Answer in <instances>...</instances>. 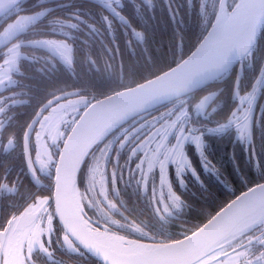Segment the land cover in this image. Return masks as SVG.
Wrapping results in <instances>:
<instances>
[{
	"label": "flooded vegetation",
	"instance_id": "obj_1",
	"mask_svg": "<svg viewBox=\"0 0 264 264\" xmlns=\"http://www.w3.org/2000/svg\"><path fill=\"white\" fill-rule=\"evenodd\" d=\"M44 1L38 0L34 3L32 0H24L19 6L0 18V58H3L0 59V108L5 109L3 113H0V122H3L4 129L0 131V185H5L0 187V197L9 199L4 206V211L11 214L9 219L24 213L25 209L34 202L38 203L40 200H44L45 204L39 216L46 223L48 216H54L53 175L63 141L88 105L137 85L133 83L135 75L131 65L133 63L136 65V62L140 61V55L132 47L120 50L114 38L115 33L112 31L86 30V27H95L99 19L105 22L109 19L122 21L118 8L123 0H119V3L117 0H60L42 3ZM230 1L232 0H228L227 7L230 5ZM71 2L92 3L104 10L107 15L84 16L69 12L68 7L64 4ZM131 2L134 1L131 0ZM207 2H217L219 5V0H205L204 2L201 0L202 4ZM55 3L57 6L53 5ZM99 4L105 5V8ZM41 9L46 10L45 15L28 23L20 21L22 16L32 15ZM122 22L126 23L127 19L124 18ZM71 24H76L77 27L72 28ZM41 39L67 41L73 50V64L67 65L52 50L33 43V41ZM137 39L139 40V38ZM6 42L8 43L3 45ZM142 53L146 54V50L143 49ZM13 57L16 58V66L9 78L5 79L4 70L7 65L4 61H10ZM144 60L148 62L147 57ZM142 67L144 69L145 66ZM199 94L200 96L193 106L194 112L191 119L186 120L184 116L176 117L172 111L158 113L157 124L163 131H166L170 121H174L167 135L165 134L167 144L175 146L177 141L180 142L182 132L178 130L182 126L189 136L184 138L179 148L178 157H184L191 171H195L194 158L189 159L188 157L189 150H193L191 146H186L187 138L190 137V141L195 146L194 153L199 159L200 167L206 168L208 163L201 157L203 145L206 144L207 137L217 136L220 148L229 158L226 171L232 166L230 164L232 161L234 166L229 173L233 172L235 166L236 168L240 167L238 174L229 179L241 183V187L244 186V182L259 181L261 178L264 182V33L259 37L251 52L235 68L218 81L202 88ZM211 94H215V97L202 114V109H198L196 105L203 97ZM249 94L252 95L251 105L248 104L247 99H241L242 96ZM50 100L53 103L49 110L43 114L47 119H43L42 124L36 125V130L32 133V138L29 141L30 156L28 159L25 156L22 129L39 107H48ZM233 112L239 115L236 120L229 123L222 132L214 131L219 125L227 123ZM151 119L152 116L139 124L117 130L115 133L119 131L118 134L115 137L111 135L98 144L81 166L76 185L80 193L82 208L87 216L88 226L103 229L106 226L102 223L110 221L108 215L111 216L116 212L114 199L117 197V166L115 167V162L118 148L122 150L126 147L129 156L134 154L135 147H127L128 141L139 128L150 126L151 123L148 121ZM189 123H191V127H187ZM244 123H248L249 129L248 134L242 137L236 124L243 125ZM137 126L139 128L135 129ZM51 127L57 129L59 137L51 145V152L54 151V155L50 154L51 161H49L40 156L38 142L40 138L44 137L42 133L49 132ZM190 129H195L196 132H188ZM13 135L16 136V140L10 146L8 140ZM196 135L201 136L199 146L193 138ZM109 142H111L110 147L107 145L104 149ZM100 153L104 155L109 153V156L105 157L107 169L103 173V178L106 184V203L112 207L109 208L104 203L106 208L102 211L104 218L97 215L98 217L95 219L93 215L97 213L96 210L89 209L83 201L82 178H85L94 157ZM53 156H55L54 159ZM238 157H242V159L245 157L246 162L241 160L238 163ZM251 160L252 163L248 162ZM163 162L162 167L166 172L169 186L173 187L174 193L180 197L179 207L168 201L170 210L165 214L158 213L154 211L153 194L143 192L153 204V206H149L150 210L147 207L148 213L158 216L161 220L170 218L169 223L177 226L178 224L171 220H178L177 216L182 213V195L196 198L202 196L204 192L176 190V185L180 186L182 174L188 172V169H181L178 158ZM79 182L81 189H79ZM9 185L10 187H8ZM160 193L157 192V195ZM163 194L167 198V191H163ZM177 234L180 235V233ZM130 240L149 242L148 239L138 236Z\"/></svg>",
	"mask_w": 264,
	"mask_h": 264
},
{
	"label": "trees",
	"instance_id": "obj_2",
	"mask_svg": "<svg viewBox=\"0 0 264 264\" xmlns=\"http://www.w3.org/2000/svg\"><path fill=\"white\" fill-rule=\"evenodd\" d=\"M32 1L35 3L38 0ZM133 1L123 0L118 8L121 16L127 19L126 23L117 19H109L107 22L99 19L95 27H86V30L112 31L115 33L114 38L120 50L132 47L136 53H139L140 61L136 62V65L130 61L131 67L134 69V84L150 79L184 59L208 32L219 7L217 2L202 4L201 0ZM236 1H230L228 11L234 8ZM53 5L57 6V3ZM59 5H62V3H59ZM64 6L68 7L69 12L84 16L107 15L104 10L88 2L82 4L71 2L64 4ZM136 32L141 33L143 39L138 40L135 36ZM263 33L264 27L260 36ZM143 49L146 50V54L142 53ZM145 57H147L148 62L144 60ZM142 66H145L144 69ZM200 91L136 118L123 128L139 124L145 119L164 111H172L176 117L184 116L186 120L191 119L194 112L193 106L200 96ZM187 127H191V123L187 124ZM139 130L128 141L127 147H135L147 133L149 126L139 128ZM141 133H144V135L139 137ZM218 143L220 141H218L217 136L207 137L206 144L202 148L201 157L207 161L208 166L202 168L194 153V144L189 139L186 141V146L192 147L193 151L189 150L188 157L189 159L194 158L196 170L183 173L182 180L179 183L181 188L176 185V190L199 191L204 192V194L196 198L182 195V213L177 216L178 220H171L175 221L178 224L177 226L169 223L170 218L161 220L158 216L148 213L149 206H153V204L142 190L141 179L136 167L139 154L129 156L126 147L122 150L118 148L115 162V167L117 166V197L114 199L116 212L112 213L111 216L108 215L110 221L102 224L106 226L110 233L128 239L138 236L148 239L150 243H153V240L155 243L175 241L196 230L235 196L249 187L263 182L261 178V182L260 180L244 182V186L241 187V183L229 179L238 174L240 167L236 168L235 166L233 172L229 173L234 166L232 161L230 163L232 166L226 171L229 158ZM237 160L238 163L241 160L246 162L245 157L244 159L238 157ZM248 162L252 163V160ZM246 166L248 165L246 164ZM79 189H81L80 182ZM8 200L0 197V225H5L11 215L4 211L5 203ZM136 227L147 233V236H142L139 232L134 231ZM257 227L258 225L252 231H255ZM177 233H180V235ZM256 234L258 235V232ZM63 235L64 233L56 222L51 246L53 256L49 258L44 254L37 255L34 264H99L80 250H70L65 245Z\"/></svg>",
	"mask_w": 264,
	"mask_h": 264
},
{
	"label": "water",
	"instance_id": "obj_3",
	"mask_svg": "<svg viewBox=\"0 0 264 264\" xmlns=\"http://www.w3.org/2000/svg\"><path fill=\"white\" fill-rule=\"evenodd\" d=\"M23 1L0 0V5H3V7H0V18L19 6ZM55 1L60 0H45L42 3ZM227 2L228 0H219V7L211 27L184 59L168 70L142 83L91 103L78 117L67 134L55 164L52 204L54 216L57 217L56 222L62 232L65 234L67 231L73 238L77 239V242H75L77 245L79 240L95 242L106 249L115 261H129L136 258V254L128 246L121 243L123 239H116L109 235L110 233L104 234L102 233L104 231L99 232L92 227H88L85 222L86 215L79 202H77L76 196V182L80 168L90 152L121 127L136 118L191 95L212 82L218 81L251 52L264 27V9L259 7L258 0H237L234 10H238V17L235 22L225 25L222 16H226L229 12ZM99 5L105 8V5ZM222 5L223 11H221ZM236 5H240V7L237 8ZM253 18L257 19L254 35L249 43L248 51L242 55L238 49L244 43V36L241 34L239 25L243 24L246 29L248 22ZM229 49H232V51L224 59L225 53ZM214 97L215 94L207 95L197 103L196 107L202 109V114L209 107ZM198 105L202 106L198 107ZM259 186H264V182L258 183L235 196L193 232L205 229L230 205L242 201L243 197L250 194L254 189L258 190ZM243 204L244 202L238 204L233 211L246 212L247 209ZM227 227L228 225L221 224L216 230L209 229L203 233L202 239H215L217 232L227 230ZM184 238L178 240H184ZM132 242L133 246L149 245L159 247L162 244H171L175 241L154 244ZM79 248L97 263L105 264L101 255L85 249L82 245Z\"/></svg>",
	"mask_w": 264,
	"mask_h": 264
},
{
	"label": "snow or ice",
	"instance_id": "obj_4",
	"mask_svg": "<svg viewBox=\"0 0 264 264\" xmlns=\"http://www.w3.org/2000/svg\"><path fill=\"white\" fill-rule=\"evenodd\" d=\"M117 3H119V0H117ZM258 5L261 9H264V0H258ZM0 7H3V5H0ZM236 7L239 8L240 5H236ZM221 11H223V5L221 6ZM117 15L119 14L117 13ZM28 19L30 20L31 18L28 17ZM105 19L107 20V17ZM120 19L123 21L124 17L121 16ZM256 24L257 19L253 18L248 22L246 29L243 24L239 25L241 34L244 36V43L238 49L242 55L248 51ZM71 27L76 28L77 25L71 24ZM135 36L143 39L142 34L139 32H136ZM33 43H38L52 50L67 65L71 66L73 64V50L67 41L41 39L33 41ZM231 51L232 49H229L225 53L224 59ZM4 63L7 65L4 70V78L8 79L17 61L13 57L12 60H5ZM241 99H247L249 105L252 103L251 94L242 96ZM52 103L53 101L50 100L48 101V107H39L22 129V141L25 156L28 159L30 156L29 141L32 138V133L36 130L37 124H42L43 119H47L43 114L49 110ZM201 106L198 105V107ZM4 111V108H0V113ZM238 116L236 112H233L227 123L219 125L214 131L222 132ZM236 127L239 129L242 137L248 134V123H244L243 125L236 124ZM3 130V122H0V131ZM182 131L185 132L184 129ZM190 131L196 132L195 129H190L188 132ZM37 135L39 136V133ZM193 138L199 146L201 136L196 135ZM15 140V135L10 136L8 140L9 145H13ZM136 167L139 168L140 165L137 164ZM148 171H153L151 163L148 166ZM161 171L163 172V169ZM165 183H167V179L162 174L160 184L163 186ZM4 186L0 185V187ZM142 190H147L146 180ZM152 198L155 201L154 211L161 214H165L170 210L168 201H171L176 207H179L180 204V197L172 191L171 187L167 189V198L163 194V189H161L159 195L153 192ZM242 202H244L243 206L247 211L243 213L233 211ZM44 204V200H40L38 203L34 202L25 209L24 213L19 216H13L5 222V225H0V264H34L37 255L44 254L49 258L53 256L51 246L53 243L52 237L55 234L57 217L48 216L45 223L44 219L39 216ZM221 224L228 225L227 230L218 231L215 239H202L204 232L209 229L216 230ZM257 225L256 230L252 231L253 227ZM134 231L139 232L142 236H147V233H144L138 227ZM257 232L259 233L258 235L256 234ZM63 239L70 250L79 251V246L82 245L85 249L101 255L105 264H264V186H259L258 190H252L250 194L242 198V201H237L225 209L205 229L185 236L184 240H177L171 244L165 243L159 247L149 245L133 246L132 241L121 240V243L128 246L136 254L134 260L115 261L106 249L92 241L79 240V244L77 245L75 243L77 239L73 238L67 231L63 235Z\"/></svg>",
	"mask_w": 264,
	"mask_h": 264
},
{
	"label": "rangeland",
	"instance_id": "obj_5",
	"mask_svg": "<svg viewBox=\"0 0 264 264\" xmlns=\"http://www.w3.org/2000/svg\"><path fill=\"white\" fill-rule=\"evenodd\" d=\"M95 1H106V0H95ZM202 1L204 2L205 0H202ZM235 12L236 14H238V10H234L232 13H235ZM45 13H46V10L41 9L32 15L22 16L20 18V21L28 23L38 17L45 15ZM28 17H30L31 19L29 20ZM148 123H151V125L149 126L148 134L136 144L134 148V154H139V160L137 164H139L140 167L137 169L139 172L140 179L142 181V187L145 184V180L147 181V190H143V191L147 193L151 192L152 194L153 192H155L157 194V192H161V189H163V191L165 192L167 191L168 187H170L168 180H167V183H165L163 186H161L160 184L161 175L163 174L166 176V172L164 170L163 172L161 171V169H163L162 167L164 163L163 161L173 160V159L176 160L178 158L181 169L182 170L188 169V172H191V168H189L187 160L184 157L182 158L180 156L178 157V153L180 150L179 148L181 144L183 143L184 138H186L188 134H186V132L184 133L182 131V126H180L178 131L182 132V138L180 142L179 141L176 142L175 146L173 145L170 146L169 144H167V138L165 134L167 135V132L174 124V121L169 122V125L166 127L167 128L166 131H163L160 125L157 124L158 123V113L153 115L152 119L148 121ZM139 126H137L135 129H137ZM118 132L113 134V136L115 137V135L118 134ZM58 134L59 133L57 129H54L52 127L50 128L49 132L42 133V136L44 137L40 138L38 142V146L40 149L39 150L40 156L43 157V159L45 160L48 159L49 161H51L50 154L52 153V155H54V151L51 152V145H53L57 141L59 137ZM143 135L144 133H141L139 137L140 136L142 137ZM187 139L190 140V137H188ZM190 142L192 143V141ZM110 143L111 142L107 143L104 149H106L107 145L109 146ZM107 152H109V149H107ZM108 154L109 153L104 155L103 153H100L97 156H95L91 167L86 172L85 178H82L83 179V189H84L83 201L84 203L87 204L89 209L92 208L93 210H96L97 213L93 215V218L95 219L98 216H100L101 218H104V214H102V211L106 209L104 207V203L107 202L106 201L107 199L105 198L106 184L104 182L103 173L107 169V164L105 165V162H106L105 157H108L109 156ZM54 157L55 156H53V159ZM150 163L153 169L152 172L148 171V166ZM166 179H167V176H166ZM171 189H173V187H171ZM102 191H103V194H102ZM172 191L174 192V190ZM76 196H77V202H79V205L82 208L81 201H80V193H79L77 185H76ZM106 204L108 205L107 207L109 208L112 207L109 203H106ZM104 228L105 230H107L106 227ZM99 232H102V231H99ZM102 233L108 234V232L106 231ZM109 235L119 240L120 239L128 240L120 235H115V234H109Z\"/></svg>",
	"mask_w": 264,
	"mask_h": 264
},
{
	"label": "bare ground",
	"instance_id": "obj_6",
	"mask_svg": "<svg viewBox=\"0 0 264 264\" xmlns=\"http://www.w3.org/2000/svg\"><path fill=\"white\" fill-rule=\"evenodd\" d=\"M233 11H234V8L231 11L227 12L226 16H222L223 23H225V25H229L230 23L236 21V18L238 17V15L236 14V12H235V15H233V13H232ZM229 13H231V14H229Z\"/></svg>",
	"mask_w": 264,
	"mask_h": 264
}]
</instances>
